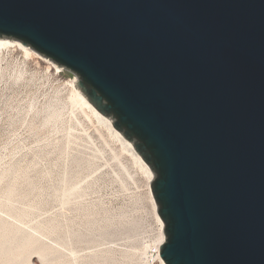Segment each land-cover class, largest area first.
Returning <instances> with one entry per match:
<instances>
[{
	"label": "water",
	"instance_id": "obj_1",
	"mask_svg": "<svg viewBox=\"0 0 264 264\" xmlns=\"http://www.w3.org/2000/svg\"><path fill=\"white\" fill-rule=\"evenodd\" d=\"M0 37L76 72L153 169L167 264H264V0H0Z\"/></svg>",
	"mask_w": 264,
	"mask_h": 264
},
{
	"label": "rangeland",
	"instance_id": "obj_2",
	"mask_svg": "<svg viewBox=\"0 0 264 264\" xmlns=\"http://www.w3.org/2000/svg\"><path fill=\"white\" fill-rule=\"evenodd\" d=\"M63 67L16 47L0 56V223L18 230L0 239V264H48L46 247L49 264H160L151 181L74 96L79 75Z\"/></svg>",
	"mask_w": 264,
	"mask_h": 264
},
{
	"label": "bare ground",
	"instance_id": "obj_3",
	"mask_svg": "<svg viewBox=\"0 0 264 264\" xmlns=\"http://www.w3.org/2000/svg\"><path fill=\"white\" fill-rule=\"evenodd\" d=\"M15 47L23 50L27 56H30L31 54L36 55L37 57H39V59H41V60L49 63L51 66L55 67L58 73H60V72L63 71V68H64L63 66H58L49 57H45L44 55H42L38 51L34 50L31 46H29L27 44H24L23 42L18 41L16 39H12V38H8V37H0V56L2 55V52H3L4 49H10V48H15ZM71 82H72V86H73V89H74V93H73L74 96L75 97H78L80 103L85 108H88L92 112L93 116H95L94 118H96L98 120V122H100L104 127H106L105 128L106 130L108 129L109 133L112 136L115 137L114 139H118V141H121V144H123V147H125V149H127L131 153V155L134 156V158L136 159V161L139 163V165L142 167V169L144 170V172L147 174L149 181H152L153 178H154V171L148 165V163H146V161L141 157V155L137 152L134 144L131 141H129L117 128H115L113 126L112 120L109 117H107L106 115H104L100 110H98L96 108V105L88 98V96L83 92V90H80V89L76 88V84H78L79 78H75ZM50 113H49L50 114L49 115L50 119L54 118L56 120V119H58V118H60L62 116V109H54V110H52V112L50 111ZM151 195H152L151 196L152 197V200L154 201V206L157 209L156 210L157 211V218L159 220V223L161 225V228H163L164 227V221L162 220V218H161V216H160V214L158 212V206H157V203H156L155 198L153 196V193ZM3 222L0 223V239L1 240H3V238L4 239L5 238L7 239V238L12 237L18 231L17 228H7L8 225H10V227H13V225L11 223H9L7 221H3ZM28 235H30V237L32 236L31 234H28ZM22 239L25 240V239H27V237L26 238H22ZM1 240H0V246H2V248H0V249H3V245L1 243ZM7 240L10 241L9 239H7ZM23 240L20 239L21 242ZM165 240H166V234L164 232V229H162L161 237H160L158 243L155 246V253L153 254V257H154L155 262L158 261L160 264H167L164 261L162 255H161V252H160L161 244ZM11 241H13V240H11ZM13 242H16V241L14 240ZM21 242H19V244ZM8 243H10V242H8ZM23 245H24V243H23ZM46 245L47 244H45V246ZM4 246H6V245H4ZM12 247L13 246H11V248ZM48 248H49V246H48ZM45 249L39 250L38 254H39L40 258L42 259V262L43 263L48 262V264H49V259H48L49 250L47 251V249L46 250ZM3 251H4V249H3ZM27 258H29V257H27ZM24 259H26V257ZM11 264H14V263H11Z\"/></svg>",
	"mask_w": 264,
	"mask_h": 264
}]
</instances>
